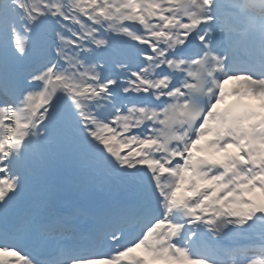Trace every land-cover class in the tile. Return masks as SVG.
Here are the masks:
<instances>
[{"label":"snow or ice","instance_id":"6c2138e0","mask_svg":"<svg viewBox=\"0 0 264 264\" xmlns=\"http://www.w3.org/2000/svg\"><path fill=\"white\" fill-rule=\"evenodd\" d=\"M0 264H264V0H0Z\"/></svg>","mask_w":264,"mask_h":264}]
</instances>
